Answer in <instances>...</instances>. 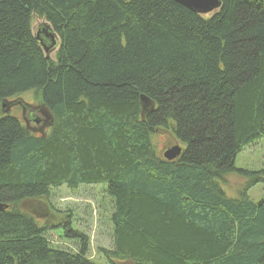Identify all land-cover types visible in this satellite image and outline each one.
<instances>
[{
  "label": "trees",
  "instance_id": "1",
  "mask_svg": "<svg viewBox=\"0 0 264 264\" xmlns=\"http://www.w3.org/2000/svg\"><path fill=\"white\" fill-rule=\"evenodd\" d=\"M220 1L202 15L174 0H0V264H96L86 235L54 246L34 205L101 183L107 264H264V200L247 194L264 167L235 166L264 138V0ZM36 20L58 37L53 58ZM159 136L182 154L167 160ZM234 174L246 184L230 198Z\"/></svg>",
  "mask_w": 264,
  "mask_h": 264
},
{
  "label": "rangeland",
  "instance_id": "2",
  "mask_svg": "<svg viewBox=\"0 0 264 264\" xmlns=\"http://www.w3.org/2000/svg\"><path fill=\"white\" fill-rule=\"evenodd\" d=\"M45 25L42 20L34 21V31L37 33L40 27ZM56 48L49 53L53 58ZM26 102H31L33 93L22 95ZM1 108V105H0ZM24 111V112H23ZM20 107H15L11 114H24ZM21 112V113H20ZM41 114L47 119L51 116L42 110ZM158 148L164 151L176 144V142L165 136L156 138ZM236 168L248 170H260L264 167V138L258 139L246 146L235 161ZM246 184L245 180L234 175L226 178L223 190L230 198H237L240 190ZM107 184L81 185L78 188L70 189L67 186L54 189L49 200L34 205L37 216L42 218V223L48 225L47 237L52 244L65 250H78V241L82 235H86L90 242L88 257L96 264H107L106 251L113 248V224L112 198L106 192ZM247 194L254 202L264 200V182L256 184L247 191ZM41 223V224H42ZM71 228L72 233L65 234L62 231Z\"/></svg>",
  "mask_w": 264,
  "mask_h": 264
},
{
  "label": "water",
  "instance_id": "3",
  "mask_svg": "<svg viewBox=\"0 0 264 264\" xmlns=\"http://www.w3.org/2000/svg\"><path fill=\"white\" fill-rule=\"evenodd\" d=\"M175 2L183 5L184 7L202 14H210L220 9L221 1L220 0H174ZM41 35H44L47 42H45V38ZM37 40L41 43L45 54L49 57V53L56 48L58 37L53 32V29L50 25H43L37 32ZM3 107H6V103H3ZM182 147L179 144H175L172 147L165 150L163 156L167 160H174L178 158L182 154ZM8 208L7 205L0 203V211H4Z\"/></svg>",
  "mask_w": 264,
  "mask_h": 264
},
{
  "label": "flooded vegetation",
  "instance_id": "4",
  "mask_svg": "<svg viewBox=\"0 0 264 264\" xmlns=\"http://www.w3.org/2000/svg\"><path fill=\"white\" fill-rule=\"evenodd\" d=\"M7 111H11L12 112V107L11 106H8V108H6Z\"/></svg>",
  "mask_w": 264,
  "mask_h": 264
}]
</instances>
